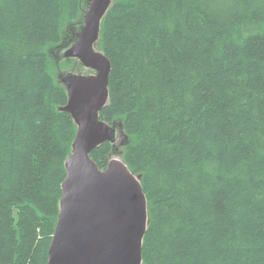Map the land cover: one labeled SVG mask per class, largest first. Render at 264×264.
<instances>
[{
  "label": "trees",
  "instance_id": "16d2710c",
  "mask_svg": "<svg viewBox=\"0 0 264 264\" xmlns=\"http://www.w3.org/2000/svg\"><path fill=\"white\" fill-rule=\"evenodd\" d=\"M87 6L0 0V264H47L77 130L48 51ZM97 45L99 119L147 202L142 264H264V0H113Z\"/></svg>",
  "mask_w": 264,
  "mask_h": 264
},
{
  "label": "water",
  "instance_id": "95a60500",
  "mask_svg": "<svg viewBox=\"0 0 264 264\" xmlns=\"http://www.w3.org/2000/svg\"><path fill=\"white\" fill-rule=\"evenodd\" d=\"M112 2L88 0L83 27L60 52L62 59H78L97 73L60 79L67 97L61 110L70 115L77 130L64 163L66 177L47 264H142L148 211L140 180L124 162L113 159L100 170L90 158L96 147L117 139L113 123L99 119L108 103L110 63L94 50Z\"/></svg>",
  "mask_w": 264,
  "mask_h": 264
},
{
  "label": "rangeland",
  "instance_id": "374dc122",
  "mask_svg": "<svg viewBox=\"0 0 264 264\" xmlns=\"http://www.w3.org/2000/svg\"><path fill=\"white\" fill-rule=\"evenodd\" d=\"M86 10H87V8H86ZM86 10H84L82 16H84ZM82 27H83V17H81V19L77 22V24L68 28V29L74 28L72 30V32H68V33H64V34H62V32H61L62 39H61V42L59 44L51 46L49 48L48 56H49L50 62L52 64V66H54L55 68L58 69V72H56V73L54 72V70L51 69L50 73H51L52 77L54 78L55 83H57V84L61 85L60 79L62 76L69 75V74L73 75V74L79 73V72L72 71L70 69V67L65 65L63 59L60 57V52L63 49H65L73 40H75L76 33L78 31H80ZM72 67H76V66L72 65ZM77 67L80 71H85L83 68L84 66H82L78 61H77ZM113 125L116 129L117 139L112 142L114 151L111 154V156H109L108 163L110 160H113V159L124 162L122 159L121 151L123 150V146H124L127 138L124 136L121 125L119 122H113Z\"/></svg>",
  "mask_w": 264,
  "mask_h": 264
},
{
  "label": "flooded vegetation",
  "instance_id": "af4514ba",
  "mask_svg": "<svg viewBox=\"0 0 264 264\" xmlns=\"http://www.w3.org/2000/svg\"><path fill=\"white\" fill-rule=\"evenodd\" d=\"M94 50H96V48L94 47ZM67 60H71L69 61V65L68 67H70V69L72 71H75V72H79L77 73L76 75H81V76H93L95 74H93L88 68H86L85 66L83 67L85 71H80L77 67V61L79 62L78 59H66V60H63L64 63L67 61ZM80 63V62H79ZM81 64V63H80ZM73 66H76V67H72ZM82 65V64H81ZM83 66V65H82Z\"/></svg>",
  "mask_w": 264,
  "mask_h": 264
},
{
  "label": "bare ground",
  "instance_id": "6f19581e",
  "mask_svg": "<svg viewBox=\"0 0 264 264\" xmlns=\"http://www.w3.org/2000/svg\"><path fill=\"white\" fill-rule=\"evenodd\" d=\"M231 3L233 4V6H238L240 5L241 3V0H231ZM99 43V42H98ZM96 50L101 52V50H99L98 48V45L95 46ZM102 53V52H101ZM103 54V53H102ZM90 71L93 73V74H96L97 73V70L96 69H90ZM109 76V75H108ZM122 159H123V156H122Z\"/></svg>",
  "mask_w": 264,
  "mask_h": 264
}]
</instances>
